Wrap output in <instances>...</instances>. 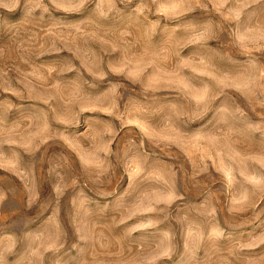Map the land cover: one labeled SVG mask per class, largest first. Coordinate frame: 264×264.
I'll return each mask as SVG.
<instances>
[{"label":"rangeland","instance_id":"1","mask_svg":"<svg viewBox=\"0 0 264 264\" xmlns=\"http://www.w3.org/2000/svg\"><path fill=\"white\" fill-rule=\"evenodd\" d=\"M0 264H264V0H0Z\"/></svg>","mask_w":264,"mask_h":264}]
</instances>
